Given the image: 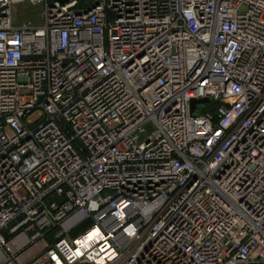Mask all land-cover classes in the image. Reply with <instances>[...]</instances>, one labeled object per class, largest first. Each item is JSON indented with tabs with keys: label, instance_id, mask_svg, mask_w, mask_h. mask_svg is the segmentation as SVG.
<instances>
[{
	"label": "built area",
	"instance_id": "2783aa9c",
	"mask_svg": "<svg viewBox=\"0 0 264 264\" xmlns=\"http://www.w3.org/2000/svg\"><path fill=\"white\" fill-rule=\"evenodd\" d=\"M0 264H264V0H0Z\"/></svg>",
	"mask_w": 264,
	"mask_h": 264
},
{
	"label": "rangeland",
	"instance_id": "374dc122",
	"mask_svg": "<svg viewBox=\"0 0 264 264\" xmlns=\"http://www.w3.org/2000/svg\"><path fill=\"white\" fill-rule=\"evenodd\" d=\"M37 9H31L24 5H17L12 11L13 20L16 24L26 23L27 25L36 24ZM78 231V230H77Z\"/></svg>",
	"mask_w": 264,
	"mask_h": 264
},
{
	"label": "bare ground",
	"instance_id": "6f19581e",
	"mask_svg": "<svg viewBox=\"0 0 264 264\" xmlns=\"http://www.w3.org/2000/svg\"><path fill=\"white\" fill-rule=\"evenodd\" d=\"M96 235H97L96 229H92L91 231H89V233L87 235L83 236V239L81 242L85 243L87 241H90V239L96 238L97 237Z\"/></svg>",
	"mask_w": 264,
	"mask_h": 264
},
{
	"label": "water",
	"instance_id": "95a60500",
	"mask_svg": "<svg viewBox=\"0 0 264 264\" xmlns=\"http://www.w3.org/2000/svg\"><path fill=\"white\" fill-rule=\"evenodd\" d=\"M61 2H65V0H61ZM205 100H195V101H191V109L195 104H202Z\"/></svg>",
	"mask_w": 264,
	"mask_h": 264
}]
</instances>
